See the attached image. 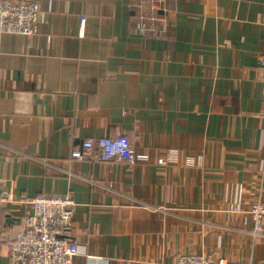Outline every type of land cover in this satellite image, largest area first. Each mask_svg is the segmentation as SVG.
<instances>
[{
    "label": "crops",
    "instance_id": "obj_1",
    "mask_svg": "<svg viewBox=\"0 0 264 264\" xmlns=\"http://www.w3.org/2000/svg\"><path fill=\"white\" fill-rule=\"evenodd\" d=\"M16 1L41 18L0 35V264L28 201L63 194L71 264H264V0ZM119 135L147 160L70 158Z\"/></svg>",
    "mask_w": 264,
    "mask_h": 264
},
{
    "label": "built area",
    "instance_id": "obj_2",
    "mask_svg": "<svg viewBox=\"0 0 264 264\" xmlns=\"http://www.w3.org/2000/svg\"><path fill=\"white\" fill-rule=\"evenodd\" d=\"M163 11L164 0H148ZM41 11L38 3L30 1L0 0V35L31 37L36 35ZM81 29L85 18L79 19ZM140 32L145 27L139 28ZM259 65L264 68V56ZM73 161H112L135 165L147 160L137 154L125 135L112 138L88 139L79 149L70 153ZM172 158V157H171ZM170 159V158H169ZM160 159L159 165L169 161ZM4 199L0 196V202ZM30 213L22 219V228L10 243V264H71L78 254L77 245L68 236L72 232L75 202L70 194L44 195L28 201ZM254 235H261L264 222V205L250 207ZM174 264H255L232 262L219 257L215 260L202 255H179Z\"/></svg>",
    "mask_w": 264,
    "mask_h": 264
}]
</instances>
